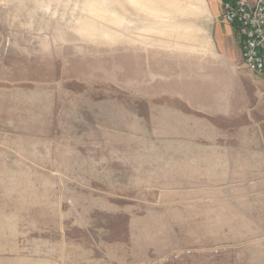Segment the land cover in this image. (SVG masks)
<instances>
[{"label":"rangeland","instance_id":"374dc122","mask_svg":"<svg viewBox=\"0 0 264 264\" xmlns=\"http://www.w3.org/2000/svg\"><path fill=\"white\" fill-rule=\"evenodd\" d=\"M215 1L0 0V264H264V106L189 92Z\"/></svg>","mask_w":264,"mask_h":264},{"label":"crops","instance_id":"0c3cea01","mask_svg":"<svg viewBox=\"0 0 264 264\" xmlns=\"http://www.w3.org/2000/svg\"><path fill=\"white\" fill-rule=\"evenodd\" d=\"M214 14L222 19L219 0L215 1ZM212 27L214 41L221 51L213 58V62L209 63L211 73L206 75L208 76L206 78L210 85L197 84L189 89L190 93L196 92L198 108L213 116H241L243 113L246 114L248 109L255 110L264 106V74H255L243 64L233 26L224 21L222 24H213ZM162 45L151 49L149 56H143L141 59L151 61L183 59L182 55H167L166 48ZM253 115L255 116V112ZM250 147L251 145L246 143L245 148Z\"/></svg>","mask_w":264,"mask_h":264},{"label":"built area","instance_id":"2783aa9c","mask_svg":"<svg viewBox=\"0 0 264 264\" xmlns=\"http://www.w3.org/2000/svg\"><path fill=\"white\" fill-rule=\"evenodd\" d=\"M222 19L233 26L245 67L264 74V0H219Z\"/></svg>","mask_w":264,"mask_h":264}]
</instances>
